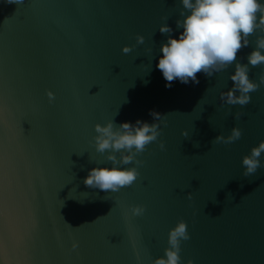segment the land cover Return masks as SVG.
I'll list each match as a JSON object with an SVG mask.
<instances>
[{"label":"water","instance_id":"water-1","mask_svg":"<svg viewBox=\"0 0 264 264\" xmlns=\"http://www.w3.org/2000/svg\"><path fill=\"white\" fill-rule=\"evenodd\" d=\"M181 10L180 0H0V264H153L180 220L191 237L182 264H264V167L242 175V158L264 141V85L244 107L222 104L233 64L166 87L159 27L178 38ZM249 68L258 83L264 65ZM153 110L167 115L166 150L152 143L137 157L131 187H86L92 168L112 167L93 147L95 125L151 124ZM233 127L240 140L212 144ZM135 205L143 216L131 215Z\"/></svg>","mask_w":264,"mask_h":264},{"label":"clouds","instance_id":"clouds-1","mask_svg":"<svg viewBox=\"0 0 264 264\" xmlns=\"http://www.w3.org/2000/svg\"><path fill=\"white\" fill-rule=\"evenodd\" d=\"M24 0H7L8 4H23ZM182 9L179 13L183 19L176 20V28L183 31L178 38L172 37L173 29L165 23L159 27L162 35H167L166 43L160 48L162 54L156 67L165 79L166 87L171 88L172 82L179 80L182 84L198 85V73L207 78L220 73L235 64V73L229 77L233 87L220 93L222 104L244 107L251 102L250 93L256 92L264 85V72L259 76V82L249 78V65L257 67L264 65V3L261 0H180ZM167 21L168 17H163ZM256 36L255 49L247 56V64L237 62L238 53L249 46L250 37ZM137 45H143L145 38L136 36ZM133 50L125 46L122 53L127 55ZM239 93V95H237ZM49 103L55 100L52 92L47 93ZM154 123L137 120L135 124L122 123L119 126L113 121L106 125L96 124L93 137L95 151L105 157L104 162H110L112 167L92 168L83 180L86 187L98 189L105 193H118L126 187H131L139 178L137 168L144 161L137 159L143 155L148 146L158 142L161 151H165V143L158 138L162 135L161 124L167 127V115L150 111ZM243 113L237 112L235 119L239 120ZM184 138L189 137L188 131H183ZM242 130L233 127L230 135H218L212 144L230 145L240 140ZM198 146V145H196ZM107 153V155H105ZM264 153V141L253 147L249 155L242 158L244 177L255 175L264 167L260 157ZM119 154V158L117 156ZM135 164L136 167L122 168L121 165ZM192 199V194L187 195ZM215 202V200H214ZM146 208L135 205L130 208L134 217L143 216ZM188 225L180 220L168 233V247L164 257L157 258L153 264H182L181 242L191 237ZM73 243L72 249L78 248ZM188 264H193L191 260Z\"/></svg>","mask_w":264,"mask_h":264}]
</instances>
